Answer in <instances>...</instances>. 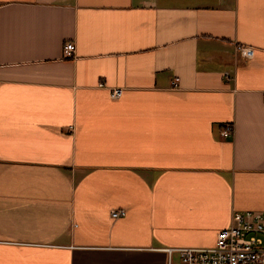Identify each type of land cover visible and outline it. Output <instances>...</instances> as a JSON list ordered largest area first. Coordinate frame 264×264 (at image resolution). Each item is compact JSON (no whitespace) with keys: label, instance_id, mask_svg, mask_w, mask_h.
I'll list each match as a JSON object with an SVG mask.
<instances>
[{"label":"crops","instance_id":"crops-1","mask_svg":"<svg viewBox=\"0 0 264 264\" xmlns=\"http://www.w3.org/2000/svg\"><path fill=\"white\" fill-rule=\"evenodd\" d=\"M235 211L264 212V0H0V264H183Z\"/></svg>","mask_w":264,"mask_h":264},{"label":"built area","instance_id":"built-area-1","mask_svg":"<svg viewBox=\"0 0 264 264\" xmlns=\"http://www.w3.org/2000/svg\"><path fill=\"white\" fill-rule=\"evenodd\" d=\"M239 53L246 59H252L254 49L239 46ZM76 54L74 42H67L64 46L65 59H73ZM178 79L173 82L177 87ZM121 89L111 91L112 98H119ZM234 135V126L226 125L221 131L223 139H230ZM123 211L113 213L119 218ZM183 264H264V212L235 211L230 225L219 232L215 247L209 249L183 248L176 249ZM168 250L169 253L174 252Z\"/></svg>","mask_w":264,"mask_h":264}]
</instances>
